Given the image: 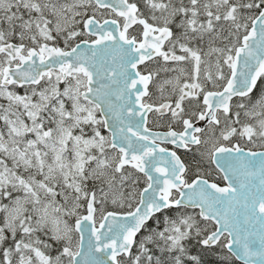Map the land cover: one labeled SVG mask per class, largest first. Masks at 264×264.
Segmentation results:
<instances>
[{
	"label": "snow or ice",
	"instance_id": "obj_1",
	"mask_svg": "<svg viewBox=\"0 0 264 264\" xmlns=\"http://www.w3.org/2000/svg\"><path fill=\"white\" fill-rule=\"evenodd\" d=\"M143 4L0 0V264H264V0Z\"/></svg>",
	"mask_w": 264,
	"mask_h": 264
},
{
	"label": "flooded vegetation",
	"instance_id": "obj_2",
	"mask_svg": "<svg viewBox=\"0 0 264 264\" xmlns=\"http://www.w3.org/2000/svg\"><path fill=\"white\" fill-rule=\"evenodd\" d=\"M138 6L140 7L141 11L144 13L145 17H147L148 15V10L145 8L144 4H143V0H137ZM100 19H115V16H110L107 13L101 18L98 17ZM142 32V26L141 25H134L131 29H129V35H138V33ZM158 61H162L159 60V58H157ZM163 62V61H162ZM150 65H152L153 67H157L158 63L153 62V61H149L148 62ZM141 70H143V66H140ZM177 75V73L175 72H171L170 75L166 76V77H160L159 75L156 76L154 82L152 84L149 85V96L148 97H144V102L146 103H152L154 105H158L159 103H163L166 100H168L169 98L171 99H175V96L172 95V85L170 84H164L163 85V94L161 93L160 88L158 87V85H160L161 83H163V81L168 80V79H173L175 76ZM186 104V101H185ZM170 115V114H169ZM147 118H148V127L152 130V131H167V116L165 117V119H160L158 117V114L156 113H148L147 114ZM175 130L177 131H181L182 128L180 126H174ZM162 147H168L169 149H173L174 146L172 145H166V144H162ZM177 154L181 157V159L186 163L189 164V152H186L183 149H179L177 150ZM211 179L215 180L218 183L223 184L224 181H222L219 177V175L217 173H213ZM143 186V183H142Z\"/></svg>",
	"mask_w": 264,
	"mask_h": 264
},
{
	"label": "rangeland",
	"instance_id": "obj_3",
	"mask_svg": "<svg viewBox=\"0 0 264 264\" xmlns=\"http://www.w3.org/2000/svg\"><path fill=\"white\" fill-rule=\"evenodd\" d=\"M207 49H205V51H206ZM178 54H180L179 52H178ZM163 65V62L162 61H159V63H158V66H162ZM167 67H169V68H171V67H173V65L171 64V63H169L168 65H167ZM203 65H202V75H203ZM213 71H214V69H212ZM170 73H171V71L170 72H167V73H164V72H161L160 74H159V78L158 79H160L161 80V78L160 77H166V76H168V75H170ZM162 84V83H161ZM186 104H188V101H186ZM256 149H259V148H254V150H256ZM192 160H193V156H192V154L190 153L189 154V164H191L192 163ZM141 186H142V184H141ZM113 208L112 210H114V208H115V206H112V205H109V207H108V209H110V208Z\"/></svg>",
	"mask_w": 264,
	"mask_h": 264
},
{
	"label": "trees",
	"instance_id": "obj_4",
	"mask_svg": "<svg viewBox=\"0 0 264 264\" xmlns=\"http://www.w3.org/2000/svg\"><path fill=\"white\" fill-rule=\"evenodd\" d=\"M113 208L111 207L110 209H108V210H112ZM217 251H220L219 249H217ZM224 254H226V250H224V252L222 253V255H224ZM214 259H217V260H219L220 259V257H214ZM232 264H242V263H240V262H238V261H236L234 258H233V260H232Z\"/></svg>",
	"mask_w": 264,
	"mask_h": 264
},
{
	"label": "water",
	"instance_id": "obj_5",
	"mask_svg": "<svg viewBox=\"0 0 264 264\" xmlns=\"http://www.w3.org/2000/svg\"><path fill=\"white\" fill-rule=\"evenodd\" d=\"M152 131V130H151ZM152 132H164V131H152ZM170 150H172V149H170ZM258 150H260V149H258ZM225 183V182H224ZM111 211V210H110ZM97 227H99V223H97ZM103 231V230H102ZM87 246V234H86V236H85V247ZM238 262H240V261H238ZM240 263H242V262H240Z\"/></svg>",
	"mask_w": 264,
	"mask_h": 264
}]
</instances>
